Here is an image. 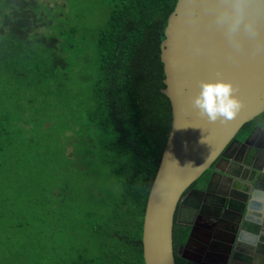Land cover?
<instances>
[{
	"label": "trees",
	"instance_id": "1",
	"mask_svg": "<svg viewBox=\"0 0 264 264\" xmlns=\"http://www.w3.org/2000/svg\"><path fill=\"white\" fill-rule=\"evenodd\" d=\"M176 2L91 0L98 25L70 30L48 24L50 9L2 0L13 11L0 40L25 81L39 73L31 62L44 44L57 50L56 69H88L69 76L67 118L40 88L0 105V264H144L145 205L172 123L161 43ZM176 219L175 262L185 264L177 251L189 227Z\"/></svg>",
	"mask_w": 264,
	"mask_h": 264
},
{
	"label": "water",
	"instance_id": "2",
	"mask_svg": "<svg viewBox=\"0 0 264 264\" xmlns=\"http://www.w3.org/2000/svg\"><path fill=\"white\" fill-rule=\"evenodd\" d=\"M223 3L224 0H177L164 26L161 43L165 74L163 92L171 103L172 123L145 205L142 224L144 264H176L174 219L178 207L186 204L194 190H198L196 187L189 190V187L206 170H213L206 190H201L207 192L215 173L231 176L230 171L222 169V163L228 162L233 169L246 157L247 163L240 164L239 173L245 167L247 176H253L247 179L231 176L232 185H241V181L260 184L261 176L251 162L255 160L251 149L245 147V154L240 159L238 156L226 157V151L235 142L245 144L249 135L245 140L236 137L242 126L264 115V15L256 17L254 34L243 29L238 32L237 47L229 40L225 27L217 21L218 9ZM216 79L231 82L243 101L241 112L229 123H210L191 109L190 101L199 90L198 82ZM226 212L227 209L223 213L224 219ZM176 221L190 227L185 244L177 251L190 263L192 260L185 251L195 228L191 222H182L179 218ZM240 227L238 225L230 240L232 248L228 259L240 245ZM216 238V241L227 239ZM236 254L237 251L235 257ZM231 258L226 259L225 264Z\"/></svg>",
	"mask_w": 264,
	"mask_h": 264
},
{
	"label": "rangeland",
	"instance_id": "3",
	"mask_svg": "<svg viewBox=\"0 0 264 264\" xmlns=\"http://www.w3.org/2000/svg\"><path fill=\"white\" fill-rule=\"evenodd\" d=\"M30 3H34V7H39V9H50L49 15L56 17L54 21H50L49 25H56L58 20H65V27L71 30V28L75 29H93L98 25L97 19L93 17H98L95 15L96 7L91 4V0H77L79 2V6L77 8H72L69 6L70 3H73L74 0H28ZM12 6L4 5L2 0H0V29H1V20L4 13H11ZM78 15V19L75 18L72 25L69 24L68 18L70 16H74V14ZM82 18H81V16ZM25 16V15H24ZM46 26H42V29H45ZM50 29L47 30V32ZM52 37V36H51ZM50 37V38H51ZM55 38V37H54ZM40 54L39 52L34 55L32 58V68L37 70V72H32L30 74V81H25L23 79V75L19 72L16 73V67L19 65L18 61H15L11 58L10 54L4 47L2 46L0 40V105L8 106L9 103L15 101L19 98V95L22 96L23 93L28 94L29 91H35L40 88L41 96L46 99H53V97H59L55 104L56 110L64 111V116L67 118L70 114L69 110L73 107L74 99L70 96L71 91L66 87L69 82V76L78 77L79 80L82 79L83 71L87 69H82V65L80 67L79 74L69 71L67 66L61 68H55L53 65V53H56L57 50L55 47L50 51L47 48L46 44L40 45ZM48 51V52H47ZM39 54V55H38ZM52 66H51V64ZM18 69L22 70V66L19 65ZM41 73L42 77L39 79V74ZM79 85V89H80ZM30 94V93H29ZM40 97V98H41ZM83 112L81 110L78 111V117L81 118L83 116ZM5 230V229H4ZM6 261V260H5Z\"/></svg>",
	"mask_w": 264,
	"mask_h": 264
},
{
	"label": "crops",
	"instance_id": "4",
	"mask_svg": "<svg viewBox=\"0 0 264 264\" xmlns=\"http://www.w3.org/2000/svg\"><path fill=\"white\" fill-rule=\"evenodd\" d=\"M253 136L257 139V143L251 144L250 151L253 158H255L251 162L257 167L261 176L258 186L253 183H246L248 184L246 186L243 183L248 187V191L244 192L245 197L241 199L240 187L232 184L225 185L223 178L220 177L209 185L207 192L194 190L193 194V201L203 204L206 216L212 217V214H215V210H217L218 214L216 216L220 220L223 219L222 222L235 223L241 226L242 239L238 246V256L236 258L232 257L231 264H264V128L256 129ZM242 176L245 179L248 178L246 172H243ZM209 196H212V198ZM226 209V218L224 219L223 213ZM193 213L194 211L188 208L184 215L186 218H191ZM208 222L205 221L202 225L196 226L197 229L192 237L196 247L201 244L204 246V243H202L203 233L209 231L205 227Z\"/></svg>",
	"mask_w": 264,
	"mask_h": 264
},
{
	"label": "flooded vegetation",
	"instance_id": "5",
	"mask_svg": "<svg viewBox=\"0 0 264 264\" xmlns=\"http://www.w3.org/2000/svg\"><path fill=\"white\" fill-rule=\"evenodd\" d=\"M260 122L254 123L251 128L248 129H242L239 134L236 137H242V140H245L246 137L249 135V138L247 140V142L245 144H240V142H235L234 144H232L226 151V157H239L242 158L243 154H245V147L248 148L249 150L251 149V144H255L257 143V139L255 138L254 132L256 129H260ZM243 160L241 161V163H247V159L245 157L242 158ZM227 162V161H225ZM241 163H237L235 164V166L233 169H231V167L229 166V163H222L221 167L224 171H230V175L231 176H239V179L241 178V175L243 172H245V167L243 168V172L240 174L238 167L240 166ZM213 170L209 169V172L207 173V178L205 179V181L202 180H198V182H195L194 184L191 185V187H189V190L196 187L198 190H206L207 187V183L210 179V176L212 174ZM223 173V172H221ZM240 174V175H239ZM222 177L223 181L225 183V185L227 184H233L232 182V178L231 177H227V175L224 176V174H219L217 175L216 173L214 174L211 183L218 180V178ZM243 177V176H242ZM248 177V176H247ZM231 178V179H230ZM250 178V177H248ZM245 179V178H243ZM247 179V178H246ZM241 181V180H240ZM261 181V180H259ZM242 184L238 185L240 187L239 189V193H240V198L244 199L242 197H245L244 192L248 191V187H246L243 183H245L244 181H241ZM234 185V184H233ZM237 186V185H236ZM259 194V193H258ZM257 194V195H258ZM210 198H212V196H209ZM208 197V198H209ZM194 196L187 199V203L186 204H182L181 206L178 207L177 210V218H179V220H181L182 222H191L192 225L195 228L196 231V226L197 225H202L203 223H205V221H209L208 223H206L207 225H205V227L208 228L209 231L203 233L204 237H203V241L202 243H204V246L198 245L197 247L195 246V244L193 243V240H191V242L189 243V246L186 248L185 254L192 260L190 263H188L186 261L185 264H212V262L215 263H220V264H225L228 262L227 256H229V253L231 251L232 246L230 245V240L233 239L232 237H234L236 230L238 228V225L235 223H228V222H222L223 220H220L219 218H217V210H215V214H212V217H208L206 216V211L204 209V206L202 203L199 202H195L193 201ZM195 200L199 201V199ZM206 206V205H205ZM193 210L194 213L192 215L191 218H186V216L184 215L187 212V209ZM219 210V209H218ZM205 212V213H204ZM185 224V223H183ZM186 226L189 227V225L185 224ZM189 231H190V227H189ZM218 238H216V237ZM227 238L225 241H216V239H220V238ZM182 247V246H181ZM179 247V248H181ZM237 251L238 255V251L239 248L236 250H234V256L235 257V253ZM211 253V254H210ZM213 253V254H212ZM228 259V260H226ZM232 260V258H231ZM231 260H230V264H231ZM228 263V264H229Z\"/></svg>",
	"mask_w": 264,
	"mask_h": 264
},
{
	"label": "clouds",
	"instance_id": "6",
	"mask_svg": "<svg viewBox=\"0 0 264 264\" xmlns=\"http://www.w3.org/2000/svg\"><path fill=\"white\" fill-rule=\"evenodd\" d=\"M261 15H264V0H224L218 9L217 21L225 27L229 40L238 47V32L243 29L254 34L255 19ZM198 89L191 98V109L210 123H229L244 106L238 89L224 79L201 80ZM260 126L264 128V121Z\"/></svg>",
	"mask_w": 264,
	"mask_h": 264
}]
</instances>
